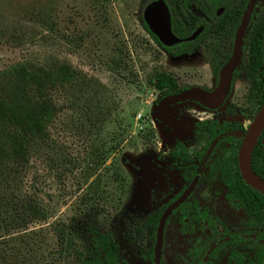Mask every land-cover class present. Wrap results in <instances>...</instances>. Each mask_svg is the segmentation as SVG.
<instances>
[{"label": "rangeland", "instance_id": "rangeland-1", "mask_svg": "<svg viewBox=\"0 0 264 264\" xmlns=\"http://www.w3.org/2000/svg\"><path fill=\"white\" fill-rule=\"evenodd\" d=\"M149 1L0 0V72L28 61L21 47L27 35L22 24H38L48 28L66 51L65 58L46 67L66 65L95 81V86H104L112 107L107 123L88 131L82 117L67 110L59 98L63 114L50 129L53 148L35 156L27 177L36 183L50 218L30 226L25 237L18 233L10 238L9 245L0 249V264L20 260L75 264L71 258H50L58 237L54 224H91L116 238L128 228L133 234L131 227L144 226L148 214L164 203L158 186L151 197L147 180L151 164L165 146L162 142L169 139L162 129H153L156 124L150 116L156 100L152 74L165 68L166 57L139 21ZM37 39L41 46L50 43L48 37ZM177 190L174 187L171 194ZM220 220L227 228L240 224L230 217ZM174 221L164 242L168 264H178ZM152 233L147 231L145 239L153 246ZM263 245L250 244L248 250Z\"/></svg>", "mask_w": 264, "mask_h": 264}, {"label": "flooded vegetation", "instance_id": "flooded-vegetation-1", "mask_svg": "<svg viewBox=\"0 0 264 264\" xmlns=\"http://www.w3.org/2000/svg\"><path fill=\"white\" fill-rule=\"evenodd\" d=\"M153 1L143 7L139 16L143 22V11ZM161 1L169 14L170 33L177 42L164 45L165 49L160 48L166 57L163 69L166 82L161 90L151 86L156 92L150 115L157 126L153 129H162L169 139L162 142L165 146L156 156L155 164H151L147 180L152 188L151 197H155V187L158 186L161 190L159 198L164 203L148 214L146 225L131 227L133 234L128 228L129 232L115 238L103 231L113 238L112 264H155L159 219L167 207L190 187L192 190L186 199L172 211L164 225L160 264H168V256L163 250L169 223L173 220L178 264H199L202 253L204 258L201 261H204L219 241L230 238L233 241L229 249L263 253L264 245L262 249L248 250L250 244H264L261 239L264 236L263 204L258 202L256 214L255 210L250 214L247 204L241 202L242 198L235 195V200L230 198L227 187L245 183L238 168V153L264 102L261 103L264 70L252 57L255 43L251 42L254 37L250 35L255 24L264 18V0H254L250 23L241 38L240 63L233 72L230 92L220 107L210 108L192 99L183 100L166 107L164 113L173 119L166 118L165 126L153 116L160 101L193 88L211 93L219 85L220 70L233 55L236 33L250 0ZM263 130L253 146L251 159L255 151L260 155L264 153ZM150 133L153 140L156 132L152 130ZM253 168L251 162L252 171ZM174 187L178 190L172 195ZM156 214H159L157 225L148 224ZM224 217L240 224L228 229L220 220ZM189 219L200 220L191 225ZM149 230L153 232V246L145 239ZM191 239L197 244L189 248Z\"/></svg>", "mask_w": 264, "mask_h": 264}, {"label": "trees", "instance_id": "trees-1", "mask_svg": "<svg viewBox=\"0 0 264 264\" xmlns=\"http://www.w3.org/2000/svg\"><path fill=\"white\" fill-rule=\"evenodd\" d=\"M142 27L159 48L165 49L143 21ZM250 35L255 43L252 57L264 70V18L255 24ZM165 82L163 69L152 74L151 85L156 90H161ZM59 98L67 110L82 117L88 131L101 128L110 118L111 99L106 88L95 86V81L66 65L41 69L24 61L0 72V249L7 247L14 235L21 233L25 237L30 226L45 224L50 218V209L43 204L36 183L27 177L35 156L53 148L50 129L63 114ZM257 152L251 159L253 172L264 180V153ZM53 164L50 161L51 168ZM227 190L231 199H236L233 195L242 198L250 214L253 210L256 214L258 202L264 206V195L245 183L230 185ZM158 217L156 214L148 224L156 226ZM199 220L189 219L188 223L194 225ZM53 227L57 228L58 237L50 258H71L75 264H112L113 238L109 233L91 224L56 223ZM232 241L233 238L219 241L204 261V253L201 254L199 264H264V252L229 249ZM196 244L191 239L189 248ZM20 264L25 263L20 260Z\"/></svg>", "mask_w": 264, "mask_h": 264}, {"label": "water", "instance_id": "water-1", "mask_svg": "<svg viewBox=\"0 0 264 264\" xmlns=\"http://www.w3.org/2000/svg\"><path fill=\"white\" fill-rule=\"evenodd\" d=\"M254 8V0H250L246 11L241 19V24L236 33L235 46L232 57L222 67L219 73V85L211 93L201 89L193 88L180 93L179 95L165 98L160 101L154 108V118L163 126L167 123V117L164 113L166 107L177 104L186 99H192L205 107L219 108L224 99L230 92L232 75L240 63L241 38L244 35L251 19ZM143 20L149 31L159 40L162 45H170L177 42L170 33L169 14L165 4L161 0H155L147 5L143 11ZM263 58H264V37H263ZM168 122V121H167ZM169 125V124H168ZM171 125V124H170ZM264 128V102L256 114L252 124L241 144L238 153V168L243 181L247 186L264 195V180L259 178L251 169V152L253 146ZM192 187L175 202L167 207L158 222L156 231V244L154 249V262L160 264V254L162 247V236L164 225L174 209H176L188 196Z\"/></svg>", "mask_w": 264, "mask_h": 264}, {"label": "clouds", "instance_id": "clouds-1", "mask_svg": "<svg viewBox=\"0 0 264 264\" xmlns=\"http://www.w3.org/2000/svg\"><path fill=\"white\" fill-rule=\"evenodd\" d=\"M22 30L27 35L21 41L28 61L36 68H45L49 63L60 62L66 56L65 48L62 42H57L48 28L38 24L23 22ZM37 37H48L50 43L47 46H41Z\"/></svg>", "mask_w": 264, "mask_h": 264}]
</instances>
